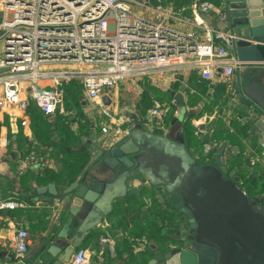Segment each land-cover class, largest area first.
<instances>
[{
    "label": "built area",
    "instance_id": "2783aa9c",
    "mask_svg": "<svg viewBox=\"0 0 264 264\" xmlns=\"http://www.w3.org/2000/svg\"><path fill=\"white\" fill-rule=\"evenodd\" d=\"M212 17L218 26L209 20ZM224 19L220 7L209 0H193L189 7L178 9L155 5L152 0H0L4 45L0 111L16 106L25 113L22 125L26 126L31 100L46 115L56 112L63 101L59 88L63 83L80 82L87 99L103 107V96L126 78H152L155 73L186 69L225 85L227 108L234 114L238 104L233 81L241 62L232 50L234 36L226 30ZM186 27L192 30L183 33L181 29ZM24 82L31 85V100L21 96ZM43 83L46 86L39 87ZM171 110V103L154 99L146 120L155 129H165L163 117ZM103 114L110 121L102 126V136L96 141L99 145L109 141L112 126L119 124L109 108H104ZM201 118L194 124L198 137L206 136L212 124L209 117ZM243 156L251 167H264V152L247 151ZM50 166V149L39 145L18 159L16 172L44 173ZM146 203L150 205L151 200ZM26 206L24 201L0 199V212ZM13 230L15 256L24 264L30 233L22 227ZM98 243L104 251L111 248L114 237L104 234ZM90 260L89 249L80 247L67 264H90Z\"/></svg>",
    "mask_w": 264,
    "mask_h": 264
},
{
    "label": "water",
    "instance_id": "95a60500",
    "mask_svg": "<svg viewBox=\"0 0 264 264\" xmlns=\"http://www.w3.org/2000/svg\"><path fill=\"white\" fill-rule=\"evenodd\" d=\"M218 6L241 62L233 81L238 118L264 147V0H219ZM185 88L182 84L175 95L181 116L186 112ZM102 101L110 106L113 100L104 95ZM91 128L90 176L61 189L50 184L36 190L53 196L47 200L60 204L62 215L54 220L56 228L33 264H67L138 178L155 188L160 203L170 205L175 217L187 223L177 229L174 221L175 233L165 249L156 250L143 264H264V197H251L241 187L237 169L229 170L226 144L206 138L210 159L201 162L182 129H148L143 119L133 116L125 123L126 132L99 145L94 142L96 125Z\"/></svg>",
    "mask_w": 264,
    "mask_h": 264
},
{
    "label": "crops",
    "instance_id": "0c3cea01",
    "mask_svg": "<svg viewBox=\"0 0 264 264\" xmlns=\"http://www.w3.org/2000/svg\"><path fill=\"white\" fill-rule=\"evenodd\" d=\"M190 4L191 0L183 7H189ZM209 20L215 27L218 26L216 18L212 17ZM185 29H181V31L187 33L192 30L191 27ZM3 46L0 39V54L3 52ZM53 68L61 69L63 67L54 66ZM74 69L77 70V68ZM196 77H200L198 72L184 69L176 73H155L152 78H126L108 93L113 100L112 104L108 106L103 103V107L89 101L81 83L73 80L75 82L63 83L59 87L63 92V101L52 115L44 114L32 102L29 90L31 85L24 82L21 96L31 100L26 112L27 125H22L23 116L26 115L16 106L0 111V199L24 201L27 204L26 207L0 212V264H22L17 261L15 256L14 227L25 228L30 233L29 248L23 258L24 264H33L39 251L44 248L43 244L46 238H49L50 232L56 228L54 220L62 215V207L57 202L47 200L48 197L53 196L48 193L41 195L36 190L50 184H55L58 189H61L70 184L68 181L71 177L77 181L87 174L88 177L90 176L93 155L89 152L87 142L92 132V124L96 125L97 133L94 138V142H96L102 136V126L109 123L110 118L103 114L104 108H109L115 119L119 120L117 126H112V134L108 135L109 140L112 138L114 140L121 135L120 133H124L125 123L133 116L143 119L145 127L148 129H155L152 123L146 120L150 108L144 113L142 106L147 91V80H150L161 91L168 93L173 100L180 91L181 85L185 84L186 88L182 95L186 102V112L184 113L182 132L187 123L195 128V121L201 117L203 120L209 117L214 124L223 125L222 131L217 128L218 139H223L217 145L226 144L227 154L230 155L227 156L228 158L242 157L243 159V154L247 151H251L253 154H262L264 147L259 145L257 135H251L250 127L244 125L238 118L241 111L236 109L235 113L231 114L227 107L222 108L217 103L214 93L216 88L221 87V84L207 81L206 92H203V89H198L202 92L200 94L202 100L196 105L191 104L187 93L188 90L197 92L191 87V83H194ZM262 79L264 80V76ZM44 86H46L45 83L39 85V87ZM176 108L178 113L181 112L179 105ZM205 108L209 109L205 110ZM226 126L228 128H225ZM117 127L121 132L116 131ZM170 127L171 125L165 127L164 132L166 133ZM39 145L50 149L51 166L49 170L44 173L39 170H30L25 174H18L16 172L18 159L27 155L31 148L39 147ZM208 146L210 147L206 143L203 149L200 146L193 147V151L204 155ZM81 154L88 158V163L81 171L78 170L79 172L71 171L77 168L76 158ZM72 174L75 176L73 177ZM152 193L153 196H151ZM157 195L158 191L146 185L142 178L131 181L128 195L123 200L115 202L114 212L88 235V239L81 246L88 248L91 252L90 264H143L146 259L155 255L156 250L162 251L155 245L154 240L149 239L152 229L150 227L154 226V230H159L161 235H167L170 240L175 230L172 228L170 232L171 227L151 215L150 209H157L160 204L164 206V203H160ZM153 197L157 198L159 205L155 204ZM148 199L151 200L150 205L146 203ZM152 202H154V206L150 207ZM129 222L131 227L128 225ZM107 233L114 237V243L111 248H106L103 251L98 239ZM148 249L153 253L149 258L146 257Z\"/></svg>",
    "mask_w": 264,
    "mask_h": 264
},
{
    "label": "trees",
    "instance_id": "16d2710c",
    "mask_svg": "<svg viewBox=\"0 0 264 264\" xmlns=\"http://www.w3.org/2000/svg\"><path fill=\"white\" fill-rule=\"evenodd\" d=\"M193 0H191L192 2ZM212 1L213 3H215L217 6L219 4V0H209ZM189 2V0H154L153 4L155 5H161L163 7H172L174 9H178L181 8L183 6L186 5V3ZM75 82V81H72ZM77 85H79L78 83H76ZM82 85V84H81ZM146 86H147V91L144 95V99L142 102V106H143V111L144 113L152 107L153 105V99H158L161 102H169L171 103V108L172 110L170 111V113H168L167 115H165L163 117V123L165 125V127L170 126L173 122V120L176 118L175 117V110L177 107L176 103H173V99L172 97L166 93L161 91L160 89H158V87H156L155 85L152 84V82L150 80L146 81ZM207 80L202 79L201 77H196V79L194 80V83H191V87L192 89H196L197 92L194 93L191 90H188V98L190 99L191 104H197L202 100V96L200 94H202L201 91H198V89H203V92H206L207 89ZM201 92V93H200ZM227 88L225 85L221 84L220 88H216V91L214 93V95H216L217 98V103H219V106H221L222 108H226L227 107ZM217 105V104H216ZM209 109V108H205ZM187 126H185L184 130H183V136L185 138V141L187 142V145L189 146L190 150L192 151L193 155H195L199 161L201 162H207L210 159L209 155H200L197 152L193 151V147H201L203 149V146H205L206 142L205 139L206 138H212L217 144L221 143L222 140L218 139L217 136V128L220 129L222 131L223 129V125L222 124H214V122H212V124L210 125L209 129H208V133L206 136L204 137H197L195 136V128L187 123ZM161 132H164L163 129H158ZM76 162L77 164V168L71 171H81L85 164L88 163V158L81 154V156H79L78 158H76ZM248 161L244 158L242 159V157L239 158H234L233 162L231 163V167L230 170L233 168L237 169V173L238 175L241 177V187L251 196V197H258V192H256V188H255V184H261L262 185V193L264 192V167L262 165H257L252 167L251 170H249L247 164ZM78 171V172H79ZM72 176L74 177L75 174H72ZM69 183L74 182V179L71 177L69 178ZM261 191V190H260ZM151 196H153V193L151 194ZM264 196V195H262ZM154 198V199H153ZM152 199L154 200L155 204L159 205V202L157 200V198L153 197ZM154 202H152L153 204L150 206H154ZM149 207V208H150ZM150 213L153 217L156 218V220L161 221V223H166V226L171 227V229L169 230L171 232L172 228H173V222L175 220L174 217V210L170 205H166L164 204L159 206V208L157 209H150ZM128 222V221H127ZM128 224V223H127ZM131 227V223L129 222L128 224ZM165 226V224H163ZM151 226V225H150ZM154 226L150 227L151 229V237H149V239L154 240L155 241V245L160 249V250H164L165 249V244L167 242H170V238L167 237V235H161V233L159 232V230H154L153 228ZM157 227V226H156ZM158 229V228H157ZM148 241L149 239L146 238ZM153 253L151 252L150 249H148L146 257L149 258ZM147 260V259H146Z\"/></svg>",
    "mask_w": 264,
    "mask_h": 264
},
{
    "label": "rangeland",
    "instance_id": "374dc122",
    "mask_svg": "<svg viewBox=\"0 0 264 264\" xmlns=\"http://www.w3.org/2000/svg\"><path fill=\"white\" fill-rule=\"evenodd\" d=\"M2 57H3V52H1V54H0V60L2 59ZM183 124H184V113L181 116L180 111H179L178 118H175L173 120V122L171 124V127L168 129V131L166 133H169L171 128H175L177 130L182 129ZM204 155H206V152L204 153ZM227 156H230V155L229 154H225V157H226L227 160H229L228 163L231 165V163L233 162V158H230V157L228 158ZM243 159H244V156H243ZM247 166L249 167L248 168L249 170L252 169V167L249 164H247ZM229 170H230V168H229ZM261 187H262L261 184H257V183L255 184L256 192L259 193L258 194V198L264 197V196H262V195H264V192L262 193V188Z\"/></svg>",
    "mask_w": 264,
    "mask_h": 264
},
{
    "label": "flooded vegetation",
    "instance_id": "af4514ba",
    "mask_svg": "<svg viewBox=\"0 0 264 264\" xmlns=\"http://www.w3.org/2000/svg\"><path fill=\"white\" fill-rule=\"evenodd\" d=\"M175 215H176V211H174V217H175ZM174 221H175L174 226L177 227V229L180 228L183 224H185V225L187 224V223L181 222L179 217H175Z\"/></svg>",
    "mask_w": 264,
    "mask_h": 264
}]
</instances>
